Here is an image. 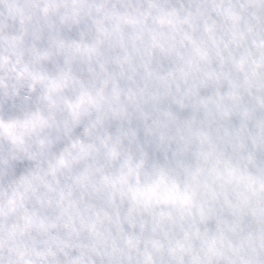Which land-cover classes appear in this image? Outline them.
<instances>
[{"label":"clouds","instance_id":"1","mask_svg":"<svg viewBox=\"0 0 264 264\" xmlns=\"http://www.w3.org/2000/svg\"><path fill=\"white\" fill-rule=\"evenodd\" d=\"M0 264H264V0H0Z\"/></svg>","mask_w":264,"mask_h":264}]
</instances>
